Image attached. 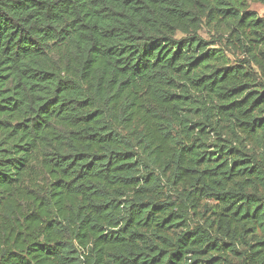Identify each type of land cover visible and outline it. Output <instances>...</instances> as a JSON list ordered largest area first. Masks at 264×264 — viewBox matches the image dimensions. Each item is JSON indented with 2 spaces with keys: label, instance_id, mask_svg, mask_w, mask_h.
I'll return each mask as SVG.
<instances>
[{
  "label": "trees",
  "instance_id": "16d2710c",
  "mask_svg": "<svg viewBox=\"0 0 264 264\" xmlns=\"http://www.w3.org/2000/svg\"><path fill=\"white\" fill-rule=\"evenodd\" d=\"M255 1L0 0V264H264Z\"/></svg>",
  "mask_w": 264,
  "mask_h": 264
},
{
  "label": "rangeland",
  "instance_id": "374dc122",
  "mask_svg": "<svg viewBox=\"0 0 264 264\" xmlns=\"http://www.w3.org/2000/svg\"><path fill=\"white\" fill-rule=\"evenodd\" d=\"M248 8L250 11H254L258 17H261L264 19V5L259 3V2H250L248 5ZM202 37H204L205 39H208V34L206 33V31H204L202 34ZM228 53V52H227ZM228 57L230 60V63L236 64L237 62H239L240 59H242V56H240L239 54H229L228 53Z\"/></svg>",
  "mask_w": 264,
  "mask_h": 264
}]
</instances>
